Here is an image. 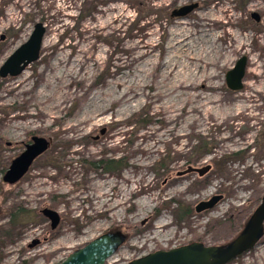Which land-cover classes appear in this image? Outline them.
Here are the masks:
<instances>
[{"label":"rangeland","instance_id":"1","mask_svg":"<svg viewBox=\"0 0 264 264\" xmlns=\"http://www.w3.org/2000/svg\"><path fill=\"white\" fill-rule=\"evenodd\" d=\"M189 1L0 0V66L36 23L45 27L39 59L0 77V264H55L115 231L126 240L105 264L239 234L264 195V0H193L197 11L170 17ZM203 19L218 38L200 36ZM181 21L210 42L201 59L213 68L194 77L166 69ZM184 51L177 63L193 53ZM241 57L233 92L225 75ZM32 137L49 148L19 182L3 183ZM15 206L31 213L24 225L9 224ZM45 208L60 216L54 230ZM229 264H264V236Z\"/></svg>","mask_w":264,"mask_h":264},{"label":"water","instance_id":"2","mask_svg":"<svg viewBox=\"0 0 264 264\" xmlns=\"http://www.w3.org/2000/svg\"><path fill=\"white\" fill-rule=\"evenodd\" d=\"M195 7V5L182 7L173 12V16H186ZM251 17L255 21L259 20L256 13H252ZM44 35L45 27L41 23H36L28 39L17 47L0 66V77H15L30 64L36 62L40 57ZM246 62L247 59L241 57L226 73L225 84L229 90L237 92L242 89ZM49 144V141L44 138L32 137L21 154L11 161L3 174L2 182L14 185L20 181L33 162L47 151ZM207 169L199 171V174L203 175ZM220 200V196H214L207 202H201L195 207V212L212 209ZM41 214L51 220L53 229L58 225L59 215L56 212L44 209ZM263 236L264 195L242 230L230 242L217 246H205L200 242H193L166 251H154L131 260L127 264H229L255 247ZM125 240L126 236L119 231L104 233L71 252L63 261L55 264H105L124 244Z\"/></svg>","mask_w":264,"mask_h":264},{"label":"bare ground","instance_id":"3","mask_svg":"<svg viewBox=\"0 0 264 264\" xmlns=\"http://www.w3.org/2000/svg\"><path fill=\"white\" fill-rule=\"evenodd\" d=\"M213 17V15H212ZM215 18V17H214ZM209 20H214V19H203L200 22V26L201 28H203V35L201 34L200 36H203V38H212V39H216L219 36L216 37L215 34H204L207 33V30L210 26L209 24ZM189 26V25H188ZM187 23L185 21H181L180 23H178L177 27H173L174 29L170 32V41H169V45H168V50L172 53V56L168 59L167 64L168 66H166V69L173 68V70L177 69V74L178 75H184V76H188V77H194L195 75H197L199 73V71H204V69L206 67H210L213 68L212 64H207L201 59L202 55L201 53H205L203 50V46L207 43H210L208 41L206 42H197V40L199 39H194L195 34L191 33L190 30H188L186 27ZM186 28V29H185ZM192 49L193 53L191 55H186V59L184 60V62H179L177 63L178 59H179V55L183 54V50H189ZM184 51V52H185ZM165 66V65H164ZM178 67V68H176ZM201 69V70H199ZM191 88H193V86H191ZM200 88L202 90H204L205 88H207V86L204 84V78L202 79V82L200 84ZM97 103H93L92 107H91V117L96 119L97 117H99L101 115V110H98L97 107ZM56 176H54L55 178ZM98 179H101V181L104 180V178L102 176H98ZM125 182L129 185H131L132 181L129 178H124ZM101 193V196H103ZM145 202H143L144 204ZM162 223V222H161ZM168 225L167 224H161L159 228L161 229H167Z\"/></svg>","mask_w":264,"mask_h":264},{"label":"trees","instance_id":"4","mask_svg":"<svg viewBox=\"0 0 264 264\" xmlns=\"http://www.w3.org/2000/svg\"><path fill=\"white\" fill-rule=\"evenodd\" d=\"M111 163L114 164L116 162H111ZM187 213H188V211L186 210L185 214H187ZM30 214L31 213L29 211L15 206L14 208L11 209L9 224L11 226H13V225H15V226L24 225V223L28 222V218H29ZM249 217L245 220L243 226L245 225V223L247 222ZM243 226H242V228H243Z\"/></svg>","mask_w":264,"mask_h":264},{"label":"flooded vegetation","instance_id":"5","mask_svg":"<svg viewBox=\"0 0 264 264\" xmlns=\"http://www.w3.org/2000/svg\"><path fill=\"white\" fill-rule=\"evenodd\" d=\"M191 5H195L196 7L190 12V13H188L186 16H183V17H176V16H173V12H175V11H177V10H179L180 8H182V7H185V6H191ZM199 6H200V4L198 3V2H194L193 0H190L189 2H187L186 4H184V5H181V6H179L178 8H175L171 13H170V17L171 18H173V19H177V18H182V19H184L185 17H187L189 14H191V13H193V12H195V11H197L198 10V8H199ZM259 16V15H258ZM252 18V17H251ZM259 19H260V17H259ZM257 22V21H256ZM5 40V35H1L0 36V41H4ZM49 148V147H48ZM43 154H45V153H43ZM42 156V155H41ZM35 162V161H34ZM33 162V163H34ZM33 166V164L29 167V170H28V172L30 171V169H31V167ZM27 172V173H28ZM26 173V174H27ZM46 209V208H45ZM44 210V209H43ZM50 210V209H49ZM42 211V210H41ZM53 211V210H52ZM45 217V216H44ZM45 219L46 220H48V222L50 223V228L52 229V230H54L58 225H59V223H60V216H59V223H58V225L53 229L52 227H51V220L49 219V218H47V217H45Z\"/></svg>","mask_w":264,"mask_h":264}]
</instances>
